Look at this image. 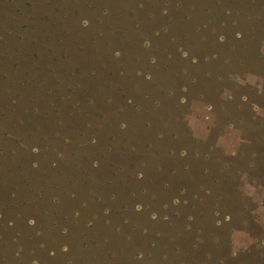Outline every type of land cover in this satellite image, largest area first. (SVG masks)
Masks as SVG:
<instances>
[{"label": "rangeland", "instance_id": "1", "mask_svg": "<svg viewBox=\"0 0 264 264\" xmlns=\"http://www.w3.org/2000/svg\"><path fill=\"white\" fill-rule=\"evenodd\" d=\"M263 81L264 0H0V264H264Z\"/></svg>", "mask_w": 264, "mask_h": 264}, {"label": "crops", "instance_id": "2", "mask_svg": "<svg viewBox=\"0 0 264 264\" xmlns=\"http://www.w3.org/2000/svg\"><path fill=\"white\" fill-rule=\"evenodd\" d=\"M264 89V81H263V83L260 85V87H259V91H262ZM240 145V144H239ZM239 152V148L237 149V150H234L233 151V154H236V153H238ZM242 176H244V175H240V176H238V177H236L237 179H236V181H237V185H236V187L239 189V191H241V193H249L248 191H245V190H241L242 188H241V186L239 185V180L242 178ZM251 184H254L253 183V179H252V181L250 180V185ZM251 186H253V185H251ZM254 187V186H253ZM255 187H256V185H255ZM247 243L249 242H251V237H247V241H246ZM245 242V243H246ZM248 243V244H249Z\"/></svg>", "mask_w": 264, "mask_h": 264}, {"label": "trees", "instance_id": "3", "mask_svg": "<svg viewBox=\"0 0 264 264\" xmlns=\"http://www.w3.org/2000/svg\"><path fill=\"white\" fill-rule=\"evenodd\" d=\"M225 215H226V216H230V213H225ZM231 227H235V226H230V229H231ZM210 233H211V231L209 232V234H210ZM211 235L216 236L214 232H212ZM198 244H199V242H197V241L194 240L192 246H193L194 248H196V247H198Z\"/></svg>", "mask_w": 264, "mask_h": 264}]
</instances>
